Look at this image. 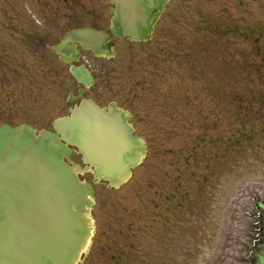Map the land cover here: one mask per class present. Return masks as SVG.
<instances>
[{"label":"rangeland","instance_id":"rangeland-1","mask_svg":"<svg viewBox=\"0 0 264 264\" xmlns=\"http://www.w3.org/2000/svg\"><path fill=\"white\" fill-rule=\"evenodd\" d=\"M12 2L0 0V125L51 128L76 89L52 45L73 26L107 28L112 4ZM8 17L25 32L6 35ZM33 23H46L44 49ZM83 59L107 72L88 96L130 108L149 153L126 184L96 185L81 264H249L264 201V0H173L151 42Z\"/></svg>","mask_w":264,"mask_h":264},{"label":"water","instance_id":"water-1","mask_svg":"<svg viewBox=\"0 0 264 264\" xmlns=\"http://www.w3.org/2000/svg\"><path fill=\"white\" fill-rule=\"evenodd\" d=\"M110 1V32L81 27L54 46L66 63L81 54L76 42L110 58L117 50L111 35L151 40L170 0ZM71 72L94 84L85 65H71ZM132 118L115 102L101 107L83 99L71 115L54 121V131L38 132L31 124L0 126V264H81L96 230L94 185L107 181L120 187L146 157L147 142ZM71 146L82 154L85 167L71 159ZM89 171L93 183L80 177ZM257 206L264 231V201ZM259 248L253 264H264V241Z\"/></svg>","mask_w":264,"mask_h":264},{"label":"flooded vegetation","instance_id":"flooded-vegetation-1","mask_svg":"<svg viewBox=\"0 0 264 264\" xmlns=\"http://www.w3.org/2000/svg\"><path fill=\"white\" fill-rule=\"evenodd\" d=\"M7 1V3H10L11 4V2H12V0H6ZM37 3H39V5H41V3L43 4V2H41V1H39V0H35ZM36 2H34V3H36ZM13 3V2H12ZM50 6V5H49ZM45 7L47 8V6L44 4L43 5V9H44V11L46 10L45 9ZM40 10L42 9V8H39ZM34 14H35V19H36V17H37V19L39 18V16H40V19H45V21H46V23L48 24V25H52V22H53V20H55L56 18H54V17H52L51 16V14L49 13V11H48V13H44V14H42V12L41 11H35L34 12ZM46 14L47 15H49L48 17H46ZM54 18V19H53ZM16 20V21H15ZM48 20V21H47ZM37 22H40V20H37ZM54 22H56V21H54ZM45 23V24H46ZM0 24H1V20H0ZM38 24V23H37ZM36 23H33V28H31V32H32V35H37V37H35V38H37V41H38V43H41L42 42V44H41V46L40 47H42L43 49H44V46H45V40H44V34H43V30L44 29H46L45 28V24L43 23V26L42 27H40L39 25H37ZM42 24V23H41ZM87 25H92L93 26V24H84V25H78V26H73V28H77V27H80V26H87ZM3 28H5V30H6V35H10V36H13V34H15L16 32H21V33H23V31L25 32V28H24V25H20L19 23H18V20L17 19H14L13 17H8V19H7V23L4 25V27ZM70 29H72V28H70ZM59 42V41H58ZM78 46V49H82V47H81V45L78 43L77 44ZM35 46V45H34ZM43 52V51H42ZM83 54H86V51L85 50H83V53H82V56H83ZM81 56V57H82ZM101 59H106L107 60V58L106 57H101ZM87 65V67H89L90 68V70H92V72H93V74H94V76H95V84L93 85V86H91V87H87L86 85H85V83H81V82H79L75 77V82H76V89L74 90V91H72V92H74V95H75V98L77 97L78 98V96H79V90H80V88H82V87H84L86 90V92H85V97L86 98H93V97H90V96H88V91L90 90V89H92V88H94L95 86H96V84H97V81H98V79L99 78H101V76L103 77V76H106V74H107V72H106V70L105 69H103V68H101V67H99L98 65H91V64H86ZM105 82L106 83H108L109 82V80L108 79H106L105 80ZM83 98H81V99H76L75 101L76 102H80L81 100H82ZM93 99H95V98H93ZM96 100V99H95ZM97 102H99L98 100H96ZM75 102V103H76ZM111 102V101H110ZM109 102V103H110ZM75 103L73 104V97H72V102L70 103V105H69V108H68V111L66 112V113H69V112H71L72 110H73V106L75 105ZM102 106L104 105V104H102L101 102H99ZM108 103V104H109ZM107 104V105H108ZM118 105H121V104H119L118 103ZM65 113V114H66ZM135 118H136V114L134 113V116H133V123H134V126H135V128H136V131L138 132V133H140V134H143L141 131H140V129H139V127H138V125H137V123H135ZM144 135V134H143ZM145 137H146V139H147V136L146 135H144ZM147 141H148V139H147ZM149 142V141H148ZM72 148H73V146H72ZM74 158V160H76V161H79V162H81L82 161V156L80 155V154H78V152L76 151V150H74V152L72 153V159ZM260 222V221H259ZM258 222V223H259ZM256 231L254 232V234H253V240H252V243H251V255H252V260H251V262H253V255H255V254H257V252L258 251H260V249L258 248V243H260V242H262L263 240H264V232H263V229H262V226L261 225H259V226H256V229H255ZM250 262V263H251Z\"/></svg>","mask_w":264,"mask_h":264}]
</instances>
